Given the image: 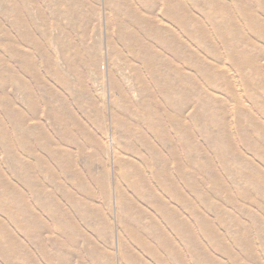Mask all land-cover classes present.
I'll return each mask as SVG.
<instances>
[{
    "label": "rangeland",
    "instance_id": "obj_1",
    "mask_svg": "<svg viewBox=\"0 0 264 264\" xmlns=\"http://www.w3.org/2000/svg\"><path fill=\"white\" fill-rule=\"evenodd\" d=\"M131 1L134 6L140 9V12L147 13L149 20L143 16L147 26L154 24L170 31L174 37L178 38L180 44L173 47L177 53L174 58H169V49L162 48L158 44L154 45L152 38L143 39V43L162 51L163 65L167 63V59L170 61L174 59L177 62L178 70L184 76L182 77L184 82L186 75L193 79L197 76L192 70L193 64L188 59V55L195 54L201 59V62H205L204 64L210 67V76H208L210 85L202 80L193 84V92L201 97V105L196 103L192 92L190 100L179 112L176 105L173 108L172 114H179L180 123H185L186 126V148L188 149L185 155L181 154L178 146V134L175 127L169 129L176 149V159L186 170L187 187L181 185L182 188L184 187L181 190L187 197V211L178 210V203H174L169 197L164 198L163 195H159L173 208L183 212L182 217L187 223V242L183 255L185 263L264 264V114L262 113L264 110V39L252 33L240 15V12L245 10H249V13L252 14L256 13L258 21L260 20L264 26L263 9L256 7L253 0H217L222 5L224 4V11H230L231 19L236 22L235 38L242 41L238 44L239 50H243L255 61L243 66L241 77L233 70L226 57L224 44L220 41L221 37L214 33L213 24L204 15L205 0H196L195 2L181 0L192 19V23L187 27L189 36L183 33V30L181 31L173 21L164 17V8L159 0L153 7L152 14L146 9V2L143 0ZM235 1H239L240 4ZM1 6L3 8L7 6L5 0H0V11ZM113 8L123 9L120 0H34V3L28 2V11L32 22L31 35L40 39L54 65L68 70L70 63V65L81 67L88 77L87 82L84 83L89 91L79 92L78 96L83 112L78 108L75 109L71 100L69 102L70 110L75 109L73 122L76 126H72V128L80 129L83 132L91 131L101 143L99 151L96 150L99 161L95 159L92 168L96 175H100L102 170L105 172L103 177L105 198L100 196L98 187L91 184L86 189V192L87 190L92 191L90 196L95 195L91 208H87L79 202L81 198H86L85 195L79 194L76 196L77 203L74 211L70 210L69 203L63 204L64 212L68 214L74 230L78 232L73 239L76 248L64 247L65 252H74L71 258L68 255L69 264H83L87 258V255L82 251L81 235H86L89 241L96 246L95 254L98 264H132V261L136 264L142 262L153 264L151 257L138 247L133 237L127 236L123 230V224H128L129 220L121 212L119 189H122L130 198L133 194L119 177L118 159H125L126 156L121 149L124 144L116 142L118 141V128L115 125L113 114L119 107L117 106L119 103L115 101L121 100V97L116 95L110 82H112V76L118 77L116 72L117 74L124 73L125 82L130 88L134 72L129 67L132 58L126 47L118 42L117 31L113 27L117 18ZM2 22L5 27H10L4 18ZM198 24H201L202 27H197ZM219 28L224 34L227 33L224 24L219 25ZM197 29L202 31L200 41L191 38L192 34L198 38ZM67 31L70 34L66 33ZM127 31L139 35L138 31L132 30L129 26ZM165 39L167 40V36ZM231 40L229 39V41ZM17 41L21 43L19 37H17ZM28 41L29 39L26 40L27 43H29ZM111 42L115 43L116 49L111 47ZM76 49L80 51L81 55L76 56ZM83 49L91 51L89 54L93 57L97 52V61L100 62L99 71L94 69L95 61L91 63V57L86 56ZM24 50L29 51L37 59V51L27 47ZM80 60L84 61V64ZM97 64L99 63L97 62ZM136 65L138 64L136 63ZM254 66L258 71L253 70ZM139 68V72L147 79L143 68L140 66ZM39 69L40 65L36 63L34 70L38 72ZM216 70L223 74L229 91L224 88L223 79L220 83L219 80H214L213 74L219 75L215 73ZM65 74L74 91L77 90L75 81H79V77L74 78L69 73ZM243 79L248 82L247 87L244 86ZM43 80L51 93H54L55 90L61 91L59 83L53 77L46 76L43 77ZM162 84H166V81H163ZM172 84L175 83L172 82ZM135 90L131 98V103L134 106L141 100L138 91L139 85H135ZM5 93L10 97L13 96V91L10 89H7ZM14 97L20 99L21 94H14ZM233 97L249 114L254 125L263 130L262 135L256 132L258 129H254L248 118L243 115L237 117L235 101H232ZM252 97L256 100L260 99L261 107L259 105L256 108L252 106L250 102ZM156 98L162 102L159 95L156 94ZM177 100L180 101L179 98L176 99V102ZM91 103L102 111V130L97 128L96 120L91 121L88 117L92 114ZM208 105L210 109L206 108ZM21 107V110L26 113L28 107ZM39 110L34 119L26 121L24 118V121L19 125L23 141L18 145V149L22 154L5 153L6 149H9L11 139H14L16 134L15 131L13 133L10 125H0V127L4 126L0 129V182L11 181L20 187V190H23L21 185L27 178L25 167L20 169L18 179L13 174L12 167L13 164L18 165L20 155H24L25 159L30 162L27 166L30 176L36 180V184L49 191L54 190L56 194L57 186L51 184L50 179L52 178L35 162V156L48 157V152H41L39 145L32 151L29 148V143L33 140L34 135L43 136L45 134L47 136L50 134L52 136L53 134L49 117L41 109ZM0 116L2 115L0 114ZM237 120L239 124L236 125ZM130 121H135V119L130 118ZM207 124L210 129L209 133L205 128ZM221 124L224 126L222 130ZM35 127L41 128L43 131L39 133ZM75 138L77 142L84 144V140L79 137ZM51 139L53 138L51 137ZM212 142L216 148L212 146ZM232 148L234 151L230 152ZM89 150L92 152L91 149ZM77 152V150H69V154L74 158ZM133 159L136 160V158ZM81 163L79 165L82 168L83 163ZM51 164L54 165L53 162ZM170 165V172L173 173L174 165ZM81 173L86 175L84 169L81 170ZM210 174L214 177L213 179H210ZM55 175L59 177V173ZM261 182L263 183L261 184ZM177 185L180 189L178 182ZM134 201L137 203L136 210L143 208V214L152 215L161 229H168L167 225L154 214L148 205L146 206L144 202L139 203L136 199ZM48 204H32L35 212L45 223H48L49 214L54 207V204H49L50 207ZM135 209L133 208V214L136 213ZM145 220L148 219L144 217L143 222ZM131 223L132 226L135 225L133 222ZM51 227L53 226L50 223ZM9 231H13V226L0 210V236H11ZM169 234L173 245L179 247L175 232L171 230ZM14 235V242L23 248L26 239L20 232H14ZM54 237L66 240V237L52 231V228L43 233L42 240L49 243V240ZM2 247L0 264H9L7 248H10L5 243L2 244ZM34 252L38 264H50L44 259L41 260L39 258L41 256L36 250ZM22 255L23 252L20 251L19 256H15V259L11 258L12 264H23ZM129 260L131 261L129 262ZM165 263L177 264L170 257L166 258ZM92 264L96 263L92 262Z\"/></svg>",
    "mask_w": 264,
    "mask_h": 264
},
{
    "label": "bare ground",
    "instance_id": "obj_2",
    "mask_svg": "<svg viewBox=\"0 0 264 264\" xmlns=\"http://www.w3.org/2000/svg\"><path fill=\"white\" fill-rule=\"evenodd\" d=\"M29 1L34 3V0H5L7 6L4 8L1 6L0 114L2 116H0V125H10L13 133L15 131L16 134V137L11 139L9 149H6L5 153L22 154L21 150L18 149V145L23 141V134L19 125L24 121V118L26 121L34 119L40 111L39 109L49 117L51 131L53 132L52 136L50 134L47 136L45 134L43 136L34 135L33 140L29 143V148L32 151L39 145L41 152H48V157L35 156V162L52 178L50 182L54 186H57V191L55 194L54 190L49 191L43 186L39 187L36 184V180L30 176L27 166L30 162L25 159L24 155H20L18 165L13 164L12 170L18 179L20 169L25 167L27 178L25 182L23 180L20 181L21 183L23 182L21 185L23 190H20V187H17L11 181L0 182V210L6 215L8 222L13 226V231H9L11 236H0V252L3 249V243L10 248H7V258L10 260L9 264H12L11 258L15 259V256H19L20 251L23 252L21 257L23 264H38L35 258V250L40 254L41 257L39 258L41 260L44 259L50 264H69L68 255L71 258L74 252L67 253L64 251V247L76 248L73 239L78 232L74 230L72 221L69 219L68 214L64 212L63 204L69 203L70 210L74 211L77 203L76 196L79 194L86 197L81 198L79 202L85 205V207L91 208L95 195H89L92 194L91 190H87L86 192V189L91 184H95L101 193L100 196L105 198V181L103 179L105 172L102 170L100 175H96L93 173L95 171L92 168L93 161L95 159L99 161L96 156L98 154H96V150L99 151L101 143L91 131L83 132L80 129L72 128V126H76L73 122L75 120V109L78 108L83 112L78 96L79 92L89 91L85 86L88 77L81 67L70 65V63L68 64V70H63L58 65H54L40 39L32 37V22L28 11ZM143 1L146 2V9L152 14L157 0ZM159 1L164 8V17L173 21L181 31L183 30V33L189 36L187 27L192 23V19L188 11L186 12L181 0ZM191 1L195 2L196 0ZM235 2L240 4L239 1ZM252 2L256 7L263 9L264 12V0H253ZM120 3L123 5L122 10L113 8V11L117 15L113 27L117 31L118 42L126 47L127 52L132 58V63L129 64V67L134 72L130 88L127 87L126 78L123 76L125 75L124 73L117 74L115 71L118 77L111 75L112 82H110L116 95H120L121 97V100L115 101L119 103L117 105L119 107L115 106L117 109H115V113L113 114L115 125L118 128V141L116 142H119L121 145L124 144L121 149L126 156L125 159H118L119 177L121 182L133 194L131 196L132 199L122 189H119L121 212L129 220L128 224H123V230L127 236L133 237L138 247L151 257L153 264H166L165 260L168 257L174 259L177 264H186L183 255L187 242V223L182 217L183 212L181 213L178 210L187 211V197L185 192L181 190L182 186L187 187V175L185 167L176 159V149L173 145L169 129L175 127L178 134V146L181 154L184 153L185 155L188 149L186 148V126L185 123H180L179 114H172L173 108L176 105L179 112L186 105L192 95L193 84L202 80L210 85L208 77L210 76V67L205 65V62H201V59L195 54L188 55V59L193 64L192 70L197 76L193 79V77L186 75L184 82L182 78L184 76L178 70L177 62L174 59L171 61L167 59V63L163 65L161 59L163 57L162 51L142 42L143 39L152 38L154 45L158 44L162 48L169 49V58H174L177 53L173 47L180 44L178 38L174 37L170 31L157 27L154 24L147 26L146 19L143 17L145 16L149 20V17L146 15L147 13L140 12V9L134 6L131 0H120ZM223 7L224 4L222 5L217 0H205L204 15L213 24L214 33L221 37L220 41L224 44L226 57L229 59L233 70L242 77L243 66L247 63H252L254 59L250 58L243 50H239L238 44L242 41L235 38L236 22L231 19L230 11L225 12ZM245 11H241L240 15L247 23V27L252 33L257 34L259 38L264 39V26L260 20L258 21L257 14L249 13V10ZM3 18L9 23L10 27L4 26L2 22ZM222 24L227 29L226 34L219 28V25L222 26ZM128 26L132 30L138 31L139 35L128 33ZM197 27L202 26L198 24ZM66 33L70 34L68 31ZM196 33L198 38L193 34L191 38L200 41L202 31L197 29ZM166 36L167 40L165 39ZM17 37L21 39V43L17 41ZM27 39H29V43L26 42ZM229 39L232 40L229 41ZM110 45L113 49H116L114 42H111ZM25 47L37 51V59L29 51L24 50ZM89 52L91 51L83 49V53L91 57V63L95 61L94 69L99 71L100 62L99 60L97 61V52L94 57ZM77 55H81V53L76 49ZM80 61L84 64V61ZM36 63L40 65L38 72L34 70ZM139 66L143 68L147 79L139 72ZM255 67H253V70L256 71ZM65 73L71 74L74 78L79 77V81H75L77 90L74 91ZM215 73L219 75L213 74L214 80H219L220 83L221 79H223L225 83L224 88L228 90L226 86L227 81H225L223 74L218 70ZM46 76L53 77L59 83L61 91L55 90L54 93H51L43 80V77ZM163 81H166V84H162ZM242 81L244 86L247 87L248 82L245 79ZM172 82L175 84H172ZM135 85H139L138 91L141 100L134 106L131 103V98L132 94L136 91ZM7 89L13 91L12 97L5 93ZM18 93L21 94L20 99L14 97V94ZM156 94L160 96L162 102L157 100ZM193 96L196 103L201 105V97L194 92ZM178 98L180 101L177 100L176 102ZM70 100L75 108L72 111L69 107ZM232 101H235L237 117L243 115V117L248 118L254 129H258L256 132L262 135L263 130L254 125L251 117L241 108L238 101L234 97ZM250 102L254 108L258 105L261 107L260 99L256 100V98L252 97ZM21 106L28 107L26 113L21 110ZM206 108L210 109V106L208 105ZM121 110H123V113H121ZM90 111L92 114L88 116L89 119L91 121L96 120L97 128L102 130L101 109H97L96 105L91 103ZM262 113L264 114V110ZM130 118H134L135 121H130ZM212 119L214 120L215 118ZM222 124L225 125L224 123ZM237 124H239L238 120L236 121ZM223 125L221 126V130L224 129ZM1 128H4V126ZM205 128L209 133L208 124ZM35 129L39 133L43 131L38 127H35ZM75 137L84 140V144L77 142ZM214 141L216 140L214 139ZM219 141L222 142L221 139ZM209 146L211 147L210 144ZM212 146L215 147L213 142ZM87 148L91 149L92 152ZM211 149L213 150L212 147ZM69 150L78 151L75 158L69 154ZM233 151V148L230 149V152ZM133 158H136V160ZM80 162L83 163L82 168L79 165ZM170 164L174 165L173 173L170 172ZM83 169L86 173L85 176L81 173ZM57 173H59V177L55 175ZM209 177L210 179L214 178L211 174ZM177 182L180 189L177 187ZM159 195H163L164 198L169 197L171 201L178 203V210L177 208H173L171 204H168ZM134 199L138 200L139 203L144 202L146 206L148 205L154 214L167 225L168 229H161L157 220L152 215L143 214V208L136 210L137 203ZM43 203L54 204L53 210L49 214L50 219L47 220L48 223L40 219L32 206V204L42 205ZM41 208L44 211L43 206ZM133 208L136 211L134 214ZM144 217L148 220L143 222ZM131 222L135 225L132 226ZM50 223L54 227H51L52 231L61 233L63 237H66V240L63 241L58 237L50 239L49 243H45L42 240L43 233L51 229ZM1 229H4V227H1ZM171 230L175 232L179 241V247L173 245L170 239L169 232ZM14 232H20L26 239L23 248L14 242ZM81 236L83 241L82 251L87 255L83 264H92V262L98 264L95 254L96 246L89 241L86 235ZM132 264L136 263L132 261ZM141 264L148 263L142 262Z\"/></svg>",
    "mask_w": 264,
    "mask_h": 264
}]
</instances>
